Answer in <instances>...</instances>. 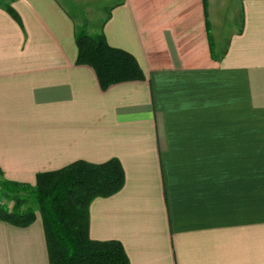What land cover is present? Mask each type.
I'll return each instance as SVG.
<instances>
[{
  "label": "crops",
  "instance_id": "0c3cea01",
  "mask_svg": "<svg viewBox=\"0 0 264 264\" xmlns=\"http://www.w3.org/2000/svg\"><path fill=\"white\" fill-rule=\"evenodd\" d=\"M82 1L108 9L98 33L145 80L102 91L76 64L77 0H0L5 179L116 158L125 182L91 203L90 239L130 264H264V0H240L222 36L208 0ZM0 264H48L41 219L0 222Z\"/></svg>",
  "mask_w": 264,
  "mask_h": 264
},
{
  "label": "trees",
  "instance_id": "16d2710c",
  "mask_svg": "<svg viewBox=\"0 0 264 264\" xmlns=\"http://www.w3.org/2000/svg\"><path fill=\"white\" fill-rule=\"evenodd\" d=\"M7 12L21 25L20 17L12 8L8 7ZM204 15L210 54L216 60L206 5ZM75 44L76 64L94 71L102 91L116 84L145 80L134 56L111 47L103 34L92 36L85 31L77 32ZM0 177H3L1 170ZM124 182L125 173L116 158L101 164L77 161L59 170L36 175L30 196L37 204L42 222L48 264H130L119 241H95L89 237L91 203L96 198L115 195ZM28 188L25 183L0 181V190L14 202L11 208L0 204V222L18 228L35 222L34 211L22 210L26 200L20 193H26Z\"/></svg>",
  "mask_w": 264,
  "mask_h": 264
},
{
  "label": "rangeland",
  "instance_id": "374dc122",
  "mask_svg": "<svg viewBox=\"0 0 264 264\" xmlns=\"http://www.w3.org/2000/svg\"><path fill=\"white\" fill-rule=\"evenodd\" d=\"M59 1L63 2L65 5H68L66 0ZM208 1L210 7H213L212 12L213 16H215L214 26L217 32H219L220 36L224 35V33H228L230 29L236 30L240 26V0ZM68 7L70 13L75 16L77 23H79L77 26V32L85 31L88 35L92 36H95L99 32V27L103 21L104 15L108 12V9L104 8H100V10L98 8L89 9L82 0H77L76 3H70ZM3 180H6L5 177H0V181ZM27 185L30 187L27 189V194L24 192L20 193V196L26 200L25 205L22 206V210L29 208L35 212L36 218L40 219L37 204L30 196L31 190L34 189L35 183ZM0 204H5L8 208H11L14 202L12 201V198L8 197L7 194H3L0 190Z\"/></svg>",
  "mask_w": 264,
  "mask_h": 264
}]
</instances>
